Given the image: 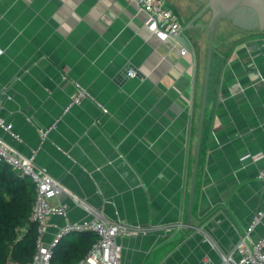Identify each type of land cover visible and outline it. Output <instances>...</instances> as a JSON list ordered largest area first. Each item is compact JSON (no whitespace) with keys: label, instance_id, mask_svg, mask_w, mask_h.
Listing matches in <instances>:
<instances>
[{"label":"crops","instance_id":"1","mask_svg":"<svg viewBox=\"0 0 264 264\" xmlns=\"http://www.w3.org/2000/svg\"><path fill=\"white\" fill-rule=\"evenodd\" d=\"M166 1L183 29L197 24L182 33L185 55L176 35L153 33L137 0H0V116L18 138L1 126L0 136L131 226L118 239L122 264H217L205 233L230 251L264 205V158L254 160L264 154V32L218 26L190 228L210 35L198 24L211 13L197 17L200 0ZM77 81L93 99L64 112ZM62 201L70 221L92 219L67 193ZM50 222L47 242L66 220Z\"/></svg>","mask_w":264,"mask_h":264},{"label":"built area","instance_id":"2","mask_svg":"<svg viewBox=\"0 0 264 264\" xmlns=\"http://www.w3.org/2000/svg\"><path fill=\"white\" fill-rule=\"evenodd\" d=\"M137 5L139 10L147 13V24L153 33L165 38L181 32L182 25L179 15L168 5L166 0H137ZM187 52L186 47L180 49L181 55H185ZM129 74L136 75V72L130 71ZM74 84L76 90L70 95L69 104L64 108V112L69 111L73 105L81 104L84 99H93L87 87L78 81ZM97 104L103 112H107L105 107L100 103ZM0 126L10 132L13 137L18 138L16 134L11 132L1 116ZM46 133L47 131L44 134ZM35 156L36 151L26 156L0 136V164L9 165L20 177L29 179L35 185L36 192L30 214V221L38 224L35 252L27 262L10 258L8 264H52L54 249L60 241L67 234L83 231L94 232L98 239L87 255L77 264H122L123 244L118 239L130 235L133 232L131 226L121 220L109 219L104 216L101 210L94 208L85 199L66 188L59 179L51 175L47 168L37 165ZM260 158H264V154L254 157V160ZM257 177L264 185V168L259 170ZM62 193H67L74 203L92 215V219L70 221L68 219L69 204L63 201L60 203L53 202ZM52 216H60L66 222L56 229L51 240L47 242L44 237L51 226L50 219ZM261 225L263 226V233L257 238H253V232ZM16 231L17 240H20L26 231V226L19 227ZM204 236L219 253L220 262L217 264H264V205L256 210L244 234L232 250L220 249L210 233L206 232ZM205 260L211 261L207 255Z\"/></svg>","mask_w":264,"mask_h":264},{"label":"trees","instance_id":"3","mask_svg":"<svg viewBox=\"0 0 264 264\" xmlns=\"http://www.w3.org/2000/svg\"><path fill=\"white\" fill-rule=\"evenodd\" d=\"M35 196V185L29 179L0 164V264H8L10 258L27 262L33 257L38 224L30 221V214ZM22 226L26 231L17 240L16 229ZM97 239L92 231L68 234L54 249L52 264H77Z\"/></svg>","mask_w":264,"mask_h":264},{"label":"water","instance_id":"4","mask_svg":"<svg viewBox=\"0 0 264 264\" xmlns=\"http://www.w3.org/2000/svg\"><path fill=\"white\" fill-rule=\"evenodd\" d=\"M205 2L204 7L200 10L197 17L205 11L209 10L211 13L210 20L205 24H198V26L205 27L210 30L209 44H208V55L206 62V71L204 78V86L202 93V102L197 130L196 147L193 163V172L190 189V201H189V217L187 224L193 227L191 223L192 210L194 204V198L196 193V184L198 179V170L200 162V153L202 146V135L204 127V117L206 110V101L208 93V85L210 78V69L212 63V56L214 52H217L214 41L216 36V29L218 22L223 19L230 20L236 27L244 31L259 30L264 32V0H200ZM192 26L197 24L190 23L176 36L181 39V43L184 47H187L192 51V47L186 36L182 33Z\"/></svg>","mask_w":264,"mask_h":264},{"label":"rangeland","instance_id":"5","mask_svg":"<svg viewBox=\"0 0 264 264\" xmlns=\"http://www.w3.org/2000/svg\"><path fill=\"white\" fill-rule=\"evenodd\" d=\"M225 20H227V19L220 20V22L217 25V28H218L219 25H222L221 26L222 28H225L226 26H229V28L231 29L230 32L235 31V30H238L239 31V29L234 24H232L231 21L229 22L227 20L225 23L220 24L221 22H223ZM216 31L217 32H216V36H215V43L217 44L219 42V40L222 38V35L224 33V30H219V28H218V29H216Z\"/></svg>","mask_w":264,"mask_h":264},{"label":"flooded vegetation","instance_id":"6","mask_svg":"<svg viewBox=\"0 0 264 264\" xmlns=\"http://www.w3.org/2000/svg\"><path fill=\"white\" fill-rule=\"evenodd\" d=\"M254 31H259V30H254Z\"/></svg>","mask_w":264,"mask_h":264}]
</instances>
